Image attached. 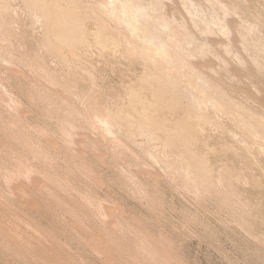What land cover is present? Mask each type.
Returning a JSON list of instances; mask_svg holds the SVG:
<instances>
[{"label":"rangeland","instance_id":"1","mask_svg":"<svg viewBox=\"0 0 264 264\" xmlns=\"http://www.w3.org/2000/svg\"><path fill=\"white\" fill-rule=\"evenodd\" d=\"M106 1L107 0H0V53L3 52L0 54V59H4L3 62H0V97L2 99H0V105L2 104V106H0V111L2 110L0 112V166H3V169L0 167L2 170H0V264H264V127H262L264 126L262 125V123L264 124V121H262L264 118L261 117L264 116V54L260 56L261 53L259 52L252 53L254 50L253 48H255L252 46L254 43L264 53V26H262L264 25V22H262L264 21V0H248L253 1V3H248V1L245 0L249 5H245L246 2H244V0H242L244 3L243 5L241 4V0L240 2L238 0H233V2L229 0L231 1L230 3H233L236 9H238L237 12L241 13L236 14L235 11V15L232 13L233 16L232 14H222L223 11L221 12L219 9L216 10L209 0H207L209 2L205 0H195L192 4L193 6L195 5V7L191 5L189 8H185L186 11L178 0H173L172 2H170L171 0H164L167 4V8H171L169 4H172L175 6L174 8H178L181 13L184 11V14L182 13L184 16L180 17L184 18L187 16L184 18L186 21L195 18V16L199 18L202 14L200 18H211L210 20L212 22H210L209 28L210 30L212 29V34H208V40H206L207 38H203V35L201 36L200 33L196 34L198 31L193 26L194 29L190 26L193 29L192 32L194 37H196L195 39L200 40H195L198 43L196 45H193V42H191L190 45V41L186 39L187 37L185 38V36L181 35L178 30L172 27H168L169 29L165 28V30L164 28L162 29L157 22L155 23L156 20L151 19L155 16V12L152 4H150V0H138L139 2L136 1L138 4L133 0L135 4L141 5L142 7L144 6L143 10L146 12L150 9L146 16L148 19L151 17L149 20L152 21L155 34L157 33L156 35H158L161 31L165 32V35H163L164 38L162 33L159 36H162L164 43L167 42V48L170 47L168 51L172 56H170V58L163 57V59L158 56L154 58L155 55L151 53V55H147L146 50L144 51L143 49V43L139 42L136 38L132 39L133 35L131 36L132 33L125 27V23H123L122 20L121 22L120 19H114L110 15L108 10L113 9L115 3L117 5L116 1L119 0H113L115 1L114 4L103 7L101 3ZM202 1L205 2L203 3ZM44 3L46 6H44ZM58 3H60V5H58ZM200 5L202 10L201 7L197 10V7ZM250 5L253 7L248 10L247 8L250 7ZM65 7L68 8L65 9ZM207 8H209V12ZM57 10L62 12L61 14L64 12V15L68 13V15L71 14V19H75V17L76 19L79 18L83 28V38L81 40L83 43L76 41V43L71 41L67 42L63 40L61 36H58L59 33L56 35V31L54 32L53 30L61 23L60 18H62ZM178 10H175V12H178ZM189 10L191 14L190 17L188 13ZM198 11H202L203 13H199ZM204 11L207 12L204 14ZM48 12L49 14H47ZM55 13L57 14L55 15ZM197 13H199V16ZM213 13H217V15ZM149 14L151 16H149ZM176 14L177 16L180 15H178V13ZM212 15H214L213 17L215 19ZM57 16L59 20L56 19L58 18ZM177 18L179 20L181 19L179 17ZM217 18L219 19L217 20ZM220 19H223L228 27L230 26V33L228 32V34H226L227 36H224L218 26ZM56 20L60 23L56 22ZM213 20H217L219 23L217 21H215V23ZM229 22L234 24L230 25ZM246 23L251 26H248ZM189 24H191V21H189ZM245 24L253 29L257 25L259 26L253 30L254 34L250 35L251 37L249 36L246 38L247 40L242 39L240 34V31H244L248 28ZM155 27L158 30L155 29ZM176 34L181 37L176 38ZM237 37L239 38L237 39ZM4 39L5 41H3ZM205 42L211 43L207 45ZM246 42L249 46H247ZM227 43H230L229 46ZM203 45H205L207 49L210 48V50H207ZM213 46L214 48L212 49ZM227 46L228 48H226ZM233 46L236 48L234 49ZM243 46L248 52L242 48ZM200 48L207 51L203 58L199 56L196 57L197 55L195 54ZM230 48L232 50H230ZM17 50L20 51L18 52ZM193 50L196 51L194 52ZM225 50L226 52H224ZM48 51H50V53ZM143 51L145 53L142 55ZM234 52L239 53L237 54ZM176 53H179L181 58L183 56L185 59L179 60L177 57L179 55ZM224 53H226L227 56ZM8 54L9 56L12 55V58L7 57ZM125 54L129 56V58L126 57ZM19 55L20 57L22 56L23 59L19 60ZM35 57L37 59L34 61L33 58ZM24 58L30 60L27 61V59L25 60ZM198 58H200V60ZM215 59L217 60L215 61ZM219 59H221V62ZM141 60L144 61L142 62ZM184 60L186 61L183 62ZM194 60L196 63L198 62V64L191 65L195 63ZM180 61L182 62L178 63ZM239 61L243 63V65L240 64ZM153 62L154 64H152ZM204 63L207 65H204ZM41 64H43V66ZM188 64L190 68L187 67ZM202 65H204V69ZM256 65L260 67L262 65V69L260 67L257 68ZM169 66L172 68H169ZM36 67L39 68L35 69ZM27 68L29 69L28 72ZM233 68L236 69L233 70ZM256 68L259 69V72H257ZM30 70L33 72V77L30 75L32 74ZM172 70H176V72ZM208 70L211 71L209 72ZM177 71L180 73H177ZM170 72L173 73L172 75H174L176 79L174 76L169 75L171 74ZM37 73H39L40 77ZM47 74L51 77L53 76V80L51 77L47 78ZM201 74L204 75L202 76ZM44 77L46 78L44 79ZM170 78L174 79L175 84L173 86L166 85L169 81H172ZM153 80L157 82H153ZM46 84L50 85L46 86ZM159 84L161 87L163 86L162 88L164 90L159 88ZM17 85H19V87H17ZM20 85L23 89L20 88ZM41 86H44V88L42 87V90H39ZM170 87L172 89H170ZM44 89L46 91H43ZM165 89L170 91L168 92ZM183 89L184 91H182ZM34 90L40 92L35 91V94ZM171 91L172 93H170ZM215 91H219L220 94ZM42 92L46 93L43 94ZM202 92H206L207 94ZM39 93L40 95H38ZM173 93L180 95L181 98L174 94L178 97V99H175L176 96L174 98ZM197 93L199 96H197ZM215 93L218 95L215 96ZM159 94L164 96L165 99L164 97L160 99ZM5 95L7 97L10 95L13 96L11 97L16 102L15 110L16 112L22 110V113H20L21 116L23 115L22 117L26 123L19 120L18 112L14 113L13 110L11 113L9 111L10 109L7 108L9 99H3L6 98ZM62 95L64 97H62ZM46 96L47 98H44ZM135 97L137 98L136 101ZM59 98L64 99L63 103L62 99L59 100ZM141 99H143L142 103L140 101ZM162 99L165 100L164 102L168 99V103H164ZM160 100H162V102ZM159 101L162 104L159 103ZM185 101H187L188 104ZM199 101L200 103L196 104ZM213 101H216V103ZM224 103L228 106L226 107ZM177 104L179 110L176 106ZM69 106L73 107L70 109ZM180 106L182 107L181 110ZM196 107L197 109H195ZM75 108L79 110V112L81 111V114L83 113L82 115L89 120L94 113L98 114L100 118H103L107 114L109 119L112 116L111 121L113 126L115 125V128H117L115 131H117L118 134L115 132L117 135L115 134L113 139L112 136L104 137L105 135L102 133L100 126L95 125V129L90 127V124H88L89 120H83L84 117H82L80 113V115H76L74 112L73 116V111L76 110ZM199 109L201 111H199ZM146 111L148 112L146 113ZM228 112L230 114H228ZM152 115L155 117H152ZM257 117L258 119H256ZM15 118H17V120ZM182 120L184 122L186 120V122L183 123ZM187 120H190V123H188ZM83 122H87L86 124L88 127ZM156 122H161L162 124H157ZM178 122H180L182 126H184L183 124L187 126L182 127ZM70 123L75 126L69 136L70 140L74 142L73 146L77 150V153L81 155L83 152L89 150L85 152V154L88 155V158L86 155L85 161L94 159L96 161L97 159V163H95V161L92 162L93 165L91 166H93L94 173H91V175L95 178L97 177V179L99 178V180L92 177L91 181L93 182H90L91 178L89 179V177L91 175H88L89 177L87 179L85 178L87 174L84 173L83 175L79 170L73 168L71 164L72 160L70 162L72 157L69 158V154H67V150H70V147L66 149L68 146L66 141H68V139L66 135H64ZM119 123L121 126H119ZM138 124H142L141 127ZM250 124H252V126ZM26 125H33L32 127L35 126L36 128L41 127L40 129L43 130L46 127L45 130L51 138L49 145L44 142L43 139H41L43 140L41 141L32 136L33 134L29 133L25 128ZM190 125L192 127H190ZM256 125L257 127H255ZM96 126L98 129H96ZM127 127L130 131L127 130ZM188 127L191 129L189 130ZM124 128H126V131ZM179 128L181 131H178ZM184 128L188 131H184ZM119 131H123L124 133H120ZM13 132H15V134ZM187 132L192 133L191 135H189V133L187 136ZM259 133H262V135ZM132 134L133 136L135 135V139ZM180 134L181 136L184 135L181 140L177 138L180 137ZM26 135L31 138H27ZM120 135L124 139L122 137L119 138ZM156 136L158 138H156ZM33 137L34 139H32ZM255 137L256 139H254ZM184 138L191 142V144L184 140ZM199 138L202 139V141ZM88 139H91L93 143ZM117 139L118 141H115ZM177 140L179 141L178 144ZM183 140L185 141L184 148L187 147V151L182 147ZM29 141L30 143H28ZM162 141L164 142L163 144ZM194 141L198 142L195 143ZM113 142L115 143L113 144ZM192 142H194L196 146L193 145ZM36 143L43 145L44 150L37 149L38 145L36 148ZM51 143L53 144L51 145ZM64 144H66L65 147ZM205 144L207 145L205 146L207 150L204 148ZM91 146L95 147L92 153L90 152L92 151ZM157 146L159 148H156ZM176 146L179 150L175 149L177 148ZM34 147L36 150L32 149ZM168 147H171V149ZM46 148L48 153L45 151ZM160 148L162 150H160ZM209 148L212 149V151H209ZM251 148L254 149L252 150ZM259 148L261 150H259ZM26 150H30V152H26ZM43 151L47 154L45 158ZM59 151H61V153ZM115 151H117V153H115ZM68 152L71 153V151ZM186 152L188 153L185 154ZM193 153H195V155ZM39 154H41V157ZM149 154L153 156L152 158H154L155 161L151 159ZM178 154H180V157ZM165 155H168V157ZM204 155L205 157H203ZM16 156L17 159H15ZM70 156L72 155L70 154ZM191 159H193V161ZM203 159L206 160L207 164ZM15 160L19 163H16ZM99 160L101 164L98 162ZM171 161L173 164H171ZM20 162H22V164ZM160 162H162V164H160ZM28 163H30V165H28ZM163 163H169L171 167L169 164L165 166ZM179 163L185 166L184 169ZM32 166L33 169H31ZM174 167H177L176 170ZM19 168L22 169L19 170ZM119 169L121 172H119ZM185 169L189 175L185 172ZM30 170H32L33 173H31ZM163 170L164 172H162ZM180 170H183L185 173ZM201 170H204V172ZM216 170L219 173L216 172ZM26 172L31 178V181L29 177H26ZM39 174H42V177ZM134 176H136V178H134ZM204 178L207 179L204 180ZM35 180L38 181L36 182ZM96 180L99 181V183ZM198 180H200V182ZM34 181L35 184H33ZM91 183H94L96 187ZM101 183H103V185ZM44 184L45 186H43ZM198 186H200V188ZM34 187L36 188L35 190ZM208 188L210 190H208ZM33 192L35 194H33ZM81 194L85 197L82 198L83 196ZM97 205H100L99 207L105 205V212L108 214V218L103 219L101 213H103L104 207H101L102 210L100 208L97 209ZM111 218L112 220H108L109 223H107L106 219ZM107 228L110 229L108 230ZM107 230L109 233L106 232ZM105 233L108 234V236L105 235Z\"/></svg>","mask_w":264,"mask_h":264},{"label":"bare ground","instance_id":"2","mask_svg":"<svg viewBox=\"0 0 264 264\" xmlns=\"http://www.w3.org/2000/svg\"><path fill=\"white\" fill-rule=\"evenodd\" d=\"M42 1V0H41ZM66 1V0H65ZM103 1V0H102ZM135 2L136 1H138V0H134ZM133 0H119V1H116L117 2V5H116V3H115V7L113 8V7H109V8H113V9H111V10H108L109 11V13H110V15L114 18V19H120V21L122 20L123 21V23H125V27H127L128 29H129V31L132 33L131 34V36H132V39L133 38H136V39H138V41L139 42H142L143 44V46H144V51L146 50V53H147V55L148 54H154L155 55V57L154 58H156L157 56L159 57V58H161L162 57V59H163V57H165V58H170V56H172L171 55V53L168 51V48H170V47H168L167 48V46L168 45H166L167 44V42L166 43H164V41H163V38H164V36L163 35H165L164 33L165 32H162L161 31V33H162V36H163V38H162V36H159L161 33H158V35H156L155 34V32H154V27H153V24H152V21H150L149 19L151 18H149L148 19V17L146 16V15H148V11L150 10H148L147 12L145 11V10H143V7L140 5H137L138 4V2H136L137 4H135V2H134ZM173 0H171L170 2H172ZM179 1V3L184 7V10H185V8H189L192 4H193V2L195 1V0H178ZM200 1V0H199ZM206 2H211L212 4V6L214 7V8H216V10L217 9H219V10H221V12L223 11V13L222 14H232V13H234L235 11V13L237 14V13H239V12H237V10L238 9H236V7H235V5H233V3H230L231 1H229V0H227L228 2H229V4H228V2L227 1H225V0H209V1H207V0H205ZM205 1H202L203 3L205 2ZM225 1V2H224ZM237 1V0H236ZM239 2H240V0H238ZM242 1V0H241ZM248 1V0H247ZM247 1H245L244 0V2H246V4L245 5H249L248 3L250 2H252L253 3V1H248V3H247ZM33 2V1H32ZM47 2V1H46ZM45 2V3H46ZM49 2V1H48ZM52 2V1H51ZM59 2V1H58ZM82 2V1H81ZM114 2L115 1H113V0H107L106 2H102L101 3V5L104 7V6H106L107 7V5L108 6H110L109 4H114ZM232 2H233V0H232ZM44 3V4H45ZM50 3V2H49ZM48 3V4H49ZM63 3V2H62ZM95 3V2H94ZM93 3V4H94ZM200 3V2H199ZM227 3V4H226ZM255 3V2H254ZM262 3V2H261ZM264 3V2H263ZM262 3V4H263ZM81 4V3H80ZM150 4H152V6H153V9H154V12H155V16L153 17V18H151L152 20H156L155 21V23L157 22V24H159L161 27H162V29L164 28H166V29H169L170 27H172V28H174L175 30H178L180 33H181V35H183V36H185V38L187 39V40H189L190 41V45H191V42H193V45H196V44H198L195 40H197V39H195L196 37H194V34H193V29L195 28L197 31H198V33H196V34H199L200 33V35L203 37V38H207L206 40H208V34H210L211 33V31H212V29L210 30V28H209V24H210V22H212L210 19H205V18H200V17H202V15H198L199 13H201L200 11H198L199 13H197V15L199 16V18H197V16H195V18H193V15H192V18L193 19H189V17L191 16V14L189 13L190 12V10L188 11V13L190 14H187V13H185V14H187V15H189V17H188V21H186L184 18H186V17H184V18H182L184 15H182V13L184 14V11L181 13V11H179L178 10V8H174L175 6H173L172 4H169V7H171V8H167V4H166V2L164 1V0H150ZM198 4V3H197ZM196 4V5H197ZM237 4H239L238 2H237ZM242 5L244 4L243 3V1H242V3H241ZM58 5H60V3H58ZM65 5H66V2H65ZM71 5L73 6V4L71 3ZM82 5V4H81ZM85 5H86V3H85ZM84 5V6H85ZM171 5V6H170ZM199 5V4H198ZM202 5V4H201ZM201 5L200 6H198L197 7V10H198V8L199 7H201ZM254 5V4H253ZM44 6H46V4L44 5ZM50 6H52V5H50ZM68 6V5H67ZM90 6V5H89ZM113 6V5H112ZM173 6V7H172ZM203 6V5H202ZM204 6H206V5H204ZM210 6V5H209ZM208 6V7H209ZM239 6H240V4H239ZM38 7V6H37ZM60 7V6H59ZM142 7V8H141ZM192 7H195V5L193 6L192 5ZM207 7V6H206ZM213 7H212V10H213ZM245 7V6H244ZM251 7H253V6H251L250 5V7H245V8H247L248 10L251 8ZM35 8V7H34ZM48 8V7H47ZM53 8H54V6H53ZM66 8H68V7H65V9ZM79 8V7H78ZM152 8V7H151ZM174 8V9H173ZM209 8H211V7H209ZM209 8H207L208 9V12H209ZM243 8V7H242ZM241 8V9H242ZM264 8V7H263ZM59 9V8H58ZM70 9H71V7H70ZM73 9H75V8H73ZM116 9V10H115ZM145 9H146V7H145ZM147 9H148V5H147ZM181 9H182V7H181ZM196 9V8H195ZM49 10V9H48ZM54 10H56V9H54ZM62 10H63V8H62ZM81 10V9H80ZM115 10V11H114ZM152 10V9H151ZM171 10V11H170ZM175 10H178V12H175ZM200 10V9H199ZM201 10H202V7H201ZM218 10V11H219ZM240 10V9H239ZM246 10V9H245ZM44 11V10H43ZM50 11V10H49ZM66 11V10H65ZM76 11V10H75ZM88 11V10H87ZM186 11V10H185ZM191 11H192V8H191ZM196 11V10H195ZM211 11V10H210ZM242 11H243V9H242ZM31 12H33V11H31ZM51 12V11H50ZM57 12H59V14H61L62 12H60V11H58L57 10ZM71 12V11H70ZM74 12V11H73ZM193 12H194V10H193ZM205 12H207V11H204V14H205ZM214 12V11H213ZM246 12H247V10H246ZM249 12V11H248ZM252 12V11H251ZM250 12V13H251ZM54 13V12H53ZM66 13V12H65ZM89 13V12H88ZM95 13V12H94ZM152 13V12H151ZM176 13H178V15L179 16H177V14ZM203 13V12H202ZM211 13V12H210ZM218 13V12H217ZM217 13H213V14H216L217 15ZM235 13H234V15H235ZM254 13V12H253ZM45 14V13H44ZM47 14H49V12L47 13ZM57 13H55V15H56ZM58 14V15H59ZM69 14V13H68ZM68 14H65V15H67V16H69V17H67V16H65L64 15V12H63V14H61L60 16L62 17V18H60V22L59 21H57L56 20V22H59L60 24L55 28V30H53L55 33H56V35L58 34V36H61L62 37V39L63 40H65V41H67V42H81V40H82V32H83V28H82V23L79 21V18L78 19H76V17H75V19H71L70 17V15H68ZM104 14V13H103ZM208 14V13H207ZM206 14V15H207ZM239 14H241V13H239ZM245 14V13H244ZM54 15V14H53ZM54 15V16H55ZM73 15H75V14H73ZM72 15V16H73ZM83 15V14H82ZM95 15V14H94ZM100 15V14H99ZM221 15V14H220ZM52 16V15H51ZM64 16V17H63ZM91 16H92V14H91ZM102 16V15H101ZM149 16H151L150 14H149ZM153 16V15H152ZM180 16H182V17H180ZM205 16V15H204ZM203 16V17H204ZM208 16V15H207ZM214 15H212V17H213ZM232 16H233V14H232ZM238 16V15H237ZM248 16V15H247ZM264 16V15H263ZM48 17V16H47ZM53 17V16H52ZM56 17V16H55ZM58 17V16H57ZM94 17V16H93ZM98 17V16H97ZM97 17H95V18H97ZM112 17H111V19H112ZM177 17H179V18H181L180 20L177 18ZM209 17V16H208ZM211 17V16H210ZM216 17V16H215ZM229 17V16H228ZM241 17V16H240ZM244 17H245V15H244ZM251 17V16H250ZM54 18V17H53ZM65 18V19H64ZM73 18V17H72ZM102 18V17H101ZM101 18H99V19H101ZM214 18V17H213ZM49 19V18H48ZM56 19H58L59 20V17L58 18H56ZM109 19V18H108ZM215 19V18H214ZM219 18H217V20H218ZM231 19V18H230ZM240 19V18H239ZM54 20V19H53ZM217 20H215V21H217ZM221 20H223V19H220L219 21H220V23H219V28L221 29V32L224 34V36L226 35V34H228V32L230 31V26L228 27V25L226 24V22H224V20L223 21H221ZM233 20V19H232ZM241 20V19H240ZM99 21V20H98ZM97 21V22H98ZM105 21V20H104ZM119 21V20H118ZM121 21V22H122ZM189 21H191V24H189ZM214 21V20H213ZM214 21V22H215ZM243 21V20H242ZM241 21V22H242ZM87 22V21H86ZM111 22V21H110ZM244 22V21H243ZM260 22V21H259ZM259 22H256V23H259ZM262 22H264V21H262ZM17 23V22H16ZM103 23V22H102ZM154 23V22H153ZM216 23V22H215ZM215 23H213V24H215ZM230 23V22H229ZM101 24V23H100ZM110 24V23H109ZM232 24H234V23H230V25H232ZM237 24H239V23H237ZM242 24V23H241ZM244 24V23H243ZM247 24V23H246ZM245 24V25H246ZM113 25V24H112ZM119 25V24H118ZM120 25H121V23H120ZM119 25V26H120ZM123 25V24H122ZM156 25V24H155ZM216 25V24H215ZM248 25V24H247ZM246 25V26H247ZM256 25V24H255ZM262 25V24H261ZM157 26V25H156ZM160 26H159V28H160ZM193 28H191V27ZM214 26V25H213ZM240 26V25H239ZM248 26H251V25H248ZM247 26V27H248ZM258 26V25H257ZM256 26V27H257ZM262 26H264V25H262ZM105 27H107V26H105ZM169 27V28H168ZM233 27V26H232ZM243 27H244V25H243ZM256 27L254 28V29H256ZM259 27V26H258ZM109 28V27H108ZM111 28V27H110ZM192 30H191V29ZM229 28V29H228ZM236 28V27H235ZM89 29V28H88ZM98 29V28H97ZM126 29V28H125ZM155 29H157L156 27H155ZM161 29V28H160ZM165 29V30H166ZM252 27H248V28H246L244 31H240V34H241V37H242V39H246V38H248L250 35H252V34H254V32H253V30H254ZM103 30V29H102ZM115 30V29H114ZM158 30V29H157ZM156 30V31H157ZM231 30H232V28H231ZM95 31H97V30H95ZM214 31H215V29H214ZM233 31V30H232ZM102 32V31H101ZM104 32V31H103ZM158 32V31H157ZM160 32V31H159ZM234 32H235V30H234ZM256 32V31H255ZM2 33V32H1ZM45 33V32H44ZM113 33V32H112ZM126 33V32H125ZM173 33V32H172ZM176 33V32H175ZM214 33V32H213ZM230 33V32H229ZM263 33V32H262ZM9 34V33H8ZM7 34V35H8ZM196 34H195V36H196ZM212 34V33H211ZM219 34H221V33H219ZM1 35V34H0ZM103 35H105V34H103ZM119 35V34H118ZM124 35H126V34H124ZM177 35V34H176ZM234 35V34H233ZM236 35V34H235ZM3 36V35H2ZM1 36V37H2ZM9 36V35H8ZM102 36V35H101ZM111 36V35H110ZM221 36V35H220ZM227 36V35H226ZM231 36H232V34H231ZM237 36V35H236ZM264 36V35H263ZM262 36V37H263ZM86 37V36H85ZM105 37V36H104ZM106 37H108V36H106ZM112 37V36H111ZM125 37V36H124ZM123 37V38H124ZM128 37H130V36H128ZM168 37V36H167ZM177 37H181V36H176V38ZM213 37V36H212ZM221 37H223V36H221ZM251 37V36H250ZM170 38H173V37H170ZM170 38H168V39H170ZM189 38V39H188ZM199 38V37H198ZM201 38V37H200ZM203 38H201V39H203ZM239 37H237V39H238ZM254 38V37H253ZM7 39V38H6ZM46 39V38H45ZM116 39V38H115ZM120 39V38H119ZM204 39V40H205ZM210 39V38H209ZM235 39V38H234ZM241 39V40H242ZM171 40V39H170ZM204 40H203V42H204ZM228 40V39H227ZM247 40V39H246ZM251 40V39H250ZM260 40V39H259ZM264 40V39H263ZM3 41H5V39L3 40ZM8 41V40H7ZM6 41V42H7ZM87 41V40H86ZM116 41H117V39H116ZM125 41V40H124ZM131 41V40H130ZM129 41V42H130ZM133 41V40H132ZM166 41H169V40H166ZM188 41V42H189ZM197 41H200V40H197ZM212 41V40H211ZM226 41V40H225ZM235 41V40H234ZM252 41H254V40H252ZM256 41V40H255ZM9 42V41H8ZM41 42V41H40ZM75 42V43H76ZM120 42V41H119ZM118 42V43H119ZM128 42V41H127ZM138 42V43H139ZM170 42V41H169ZM194 42H195V44H194ZM214 42V41H213ZM212 42V43H213ZM232 42V41H231ZM240 42V41H239ZM19 43H20V41H19ZM46 43V42H45ZM81 43H83V41L81 42ZM80 43V44H81ZM112 43H113V41H112ZM121 43H123V42H121ZM135 43V42H134ZM176 43H180V42H176ZM182 43V42H181ZM202 43V42H201ZM208 43H211V42H208ZM208 43H206L205 42V44H207L208 45ZM226 43V42H225ZM233 43V42H232ZM231 43V44H232ZM251 43V42H250ZM8 44V43H7ZM6 44V45H7ZM12 44V43H11ZM41 44V43H40ZM44 44V43H43ZM73 44V43H72ZM141 44V43H140ZM173 44V43H172ZM183 44V43H182ZM188 44V43H187ZM203 44V43H202ZM228 44V43H227ZM230 44V43H229ZM229 44H228V46H229ZM246 44H247V46H249V44L246 42ZM255 44V43H254ZM252 45V46H254L255 48H253L254 50L252 51V53L254 52H259V53H261L260 54V56H263L262 54H264L263 53V51H261V49H259V47L255 44V45ZM259 44V43H258ZM9 45V44H8ZM17 45V44H16ZM68 45V44H67ZM77 45V44H76ZM100 45V44H99ZM174 45V44H173ZM173 45H172V47H173ZM206 45V46H207ZM224 45V44H223ZM235 45V44H234ZM13 46V45H12ZM41 46H43V45H41ZM126 46H127V44H126ZM132 46H133V44H132ZM184 46V45H183ZM189 46V45H188ZM202 46V45H201ZM204 47H205V45H203ZM217 46V45H216ZM228 46L226 47V48H228ZM262 46V45H261ZM15 47V46H14ZM17 47H18V45H17ZM16 47V48H17ZM45 47V46H44ZM103 47V46H102ZM174 47H175V45H174ZM190 47H192V46H190ZM208 47V46H207ZM224 47V46H223ZM234 47V46H233ZM3 48H4V46H3ZM10 48V47H9ZM12 48V47H11ZM15 48V49H16ZM42 48V47H41ZM47 48V47H46ZM128 48V47H127ZM130 48V47H129ZM176 48V47H175ZM198 48H199V46H198ZM206 48V47H205ZM214 48V46L212 47V49ZM236 47H234V49H235ZM243 49H244V46L242 47ZM241 48V49H242ZM250 48V47H249ZM261 48V47H260ZM43 49V48H42ZM48 49V48H47ZM55 49V48H54ZM136 49V48H135ZM134 49V50H135ZM201 49V48H200ZM197 50V53H195L197 56L196 57H200V58H203V56H205V54H206V50H204L203 48L201 49V50ZM207 49V48H206ZM209 50H210V48H208ZM207 49V50H208ZM251 49V48H250ZM9 50V49H8ZM11 50V49H10ZM46 50V49H45ZM58 50V49H57ZM59 50H60V48H59ZM142 50V49H141ZM170 50V49H169ZM178 50V49H177ZM176 50V51H177ZM180 50V49H179ZM230 50H232L231 48H230ZM245 50V49H244ZM258 50H260V51H258ZM4 51V50H3ZM18 51V50H17ZM20 51V50H19ZM18 51V52H19ZM109 51V50H108ZM111 51H115V50H111ZM128 51V50H127ZM127 51H125V52H127ZM130 51V50H129ZM142 52V55H143V53H145V52ZM194 52L196 51V50H193ZM213 51V50H212ZM215 51V50H214ZM228 51V50H227ZM235 51V50H234ZM237 51V50H236ZM246 52H248L247 50H245ZM244 51V52H245ZM1 52V51H0ZM49 53H50V51H48ZM103 52V51H102ZM133 52V51H132ZM137 52V51H136ZM180 52H181V50H180ZM193 52V53H194ZM209 52V51H208ZM224 52H226V50L224 51ZM3 53V52H2ZM2 53H0V54H2ZM8 53V52H7ZM36 53V52H35ZM34 53V54H35ZM56 53V52H55ZM77 53V52H76ZM216 53V52H215ZM233 53V52H232ZM231 53V54H232ZM234 53H237V52H234ZM239 53V52H238ZM237 53V54H238ZM241 53V52H240ZM5 54V53H4ZM61 54V53H60ZM110 54V53H109ZM129 54V53H128ZM139 54V53H138ZM150 54V55H151ZM177 54V53H176ZM175 54V55H176ZM191 54V53H190ZM194 54V55H195ZM213 54V53H212ZM225 55H226V53H224ZM230 54V53H229ZM236 54V55H237ZM248 54V53H247ZM257 54V53H256ZM27 55V54H26ZM126 55V54H125ZM147 55H145V56H147ZM177 55H179V53L177 54ZM176 55V56H177ZM183 55V54H182ZM187 55V54H186ZM194 55H192V56H194ZM211 55V54H210ZM216 55V54H215ZM259 55V54H258ZM2 56V55H1ZM6 56V55H5ZM12 56V55H11ZM11 56H9V54H8V56L7 57H11ZM15 56V55H14ZM36 56V55H35ZM76 56V55H75ZM175 56V57H176ZM227 56V55H226ZM241 56V55H240ZM249 56V55H248ZM260 56H258V57H260ZM6 57V58H7ZM19 57H20V55H19ZM27 57V56H26ZM31 57H32V55H31ZM37 57V56H36ZM33 58L34 59V61L38 58ZM126 57H128L129 58V56H127L126 55ZM136 57V56H135ZM141 57V56H140ZM144 57V56H143ZM148 57V56H147ZM174 57V58H175ZM178 58H179V60L180 59H185V58H183V56H182V58H181V55H179V56H177ZM176 57V58H177ZM195 57V58H196ZM209 57V56H208ZM221 57V56H220ZM234 57V56H233ZM232 57V58H233ZM238 57H239V55H238ZM237 56H236V58H238ZM1 58V57H0ZM12 58V57H11ZM15 58V57H14ZM76 58H78V57H76ZM131 58V57H130ZM150 58H151V56H150ZM175 58V59H176ZM200 58H198L199 60H200ZM215 58H216V56H215ZM222 58V57H221ZM227 58V57H226ZM241 58V57H240ZM245 58V57H244ZM243 58V59H244ZM261 58V57H260ZM21 59H23L22 58V56L19 58V60H21ZM25 59V58H24ZM27 59V61L28 60H30V59H28V58H26ZM25 59V60H26ZM132 59H133V57H132ZM144 59H145V57H144ZM172 60H174V61H176L175 59H173V58H171ZM209 59V58H208ZM212 59H214V58H212ZM218 59V58H217ZM217 59H215V61L217 60ZM242 59V58H241ZM240 59V60H241ZM0 60H2V59H0ZM12 60V59H11ZM15 60V59H14ZM24 60V61H25ZM138 60H139V58H138ZM137 60V61H138ZM152 60H153V57H152ZM161 60V59H160ZM170 60V59H169ZM179 60H177V61H179ZM186 60H187V58H186ZM186 60H184L183 62H185ZM191 60V59H190ZM197 60V59H196ZM204 60V59H203ZM206 60H207V58H206ZM220 60V62H221V59H219ZM232 60V59H231ZM238 60H239V58H238ZM250 60V59H249ZM264 60V59H263ZM4 61V59L2 60V61H0V62H3ZM8 61V60H7ZM17 61V60H16ZM15 61V62H16ZM26 61V62H27ZM32 61V60H31ZM38 61V60H37ZM132 61V60H131ZM130 61V62H131ZM134 61V60H133ZM142 61V60H141ZM144 61V60H143ZM142 61V62H143ZM149 61H151V60H149ZM155 61V60H154ZM157 61V60H156ZM162 61V60H161ZM195 61V60H194ZM198 61V60H197ZM211 61V60H210ZM213 61V60H212ZM242 61V60H241ZM254 61H255V59H254ZM14 62V63H15ZM21 62H23V61H21ZM42 62H44V61H42ZM141 62V63H142ZM173 62V61H172ZM171 62V63H172ZM182 61H180V62H178V63H181ZM189 62V61H188ZM192 62V61H191ZM204 62V61H203ZM219 62V61H218ZM219 62V63H220ZM240 62V61H239ZM244 62H246V61H244ZM251 62V61H250ZM262 62V61H261ZM5 63V62H4ZM9 63V62H8ZM24 63V62H23ZM30 63V62H29ZM33 63V62H32ZM32 63H31V65H32ZM147 63H149V62H147ZM164 63V62H163ZM177 63V64H178ZM202 63V62H201ZM258 63V62H257ZM263 63V62H262ZM3 64V63H2ZM7 64V63H6ZM35 64V63H34ZM37 64H38V62H37ZM150 64V63H149ZM152 64H154V62L152 63ZM194 64H198V62L196 63V61H195V63H192L191 65H194ZM240 64H242L243 65V63H241L240 62ZM246 64V63H245ZM13 65V64H12ZM18 65V64H17ZM27 65V64H26ZM42 66H43V64H41ZM147 65V64H146ZM159 65H161V64H159ZM184 65V64H183ZM190 65V66H191ZM201 65V64H200ZM204 65H207V64H205L204 63ZM204 65H202L203 66V69L205 68L204 67ZM209 65V64H208ZM241 65V66H242ZM253 65V64H252ZM0 66H1V64H0ZM5 66H7V65H5ZM14 66V65H13ZM28 66H29V64H28ZM33 66H35V65H33ZM37 66V65H36ZM38 66H39V64H38ZM41 66V67H42ZM151 66V65H150ZM155 66V65H154ZM157 66V65H156ZM164 66H165V64H164ZM186 66V65H185ZM189 66V64L187 65V67ZM218 66V65H217ZM231 66V65H230ZM257 66V65H256ZM20 67H22V66H20ZM27 67V66H26ZM46 67V66H45ZM159 67V66H158ZM171 66H169V68H170ZM193 67V66H192ZM253 67V66H252ZM258 67H260L259 65L257 66V68ZM261 67H262V65H261ZM260 67V68H261ZM16 68V67H15ZM34 68V67H33ZM37 68H39V67H36L35 69H37ZM142 68V67H141ZM146 68V67H145ZM160 68V67H159ZM172 68V67H171ZM178 68H179V65H178ZM181 68H183V67H181ZM185 68V67H184ZM188 68H190V67H188ZM197 68H198V65H197ZM222 68V67H221ZM255 68V67H254ZM256 68V69H257ZM264 68V67H263ZM9 69H10V66H9ZM22 69V68H21ZM20 69V70H21ZM28 69V68H27ZM34 69V70H35ZM143 69H144V67H143ZM147 69V68H146ZM156 69V68H155ZM168 69V68H167ZM187 69V68H186ZM215 69H216V67H215ZM236 69V68H235ZM234 68H233V70H235ZM252 69V68H251ZM255 69V70H256ZM262 69V68H261ZM2 70V69H1ZM5 70H6V68H5ZM4 70V71H5ZM24 70H26V69H24ZM44 70H46V69H44ZM142 70V69H141ZM184 70V69H183ZM189 70V69H188ZM191 70V69H190ZM193 70V69H192ZM198 70V69H197ZM3 71V70H2ZM29 71V69L27 70V72ZM31 71V70H30ZM40 71H42V70H40ZM52 71V70H51ZM146 71V70H145ZM149 71V70H148ZM157 71V70H156ZM161 71V70H160ZM172 71H174V70H172ZM179 71H182V70H179ZM185 71V70H184ZM200 71V70H199ZM202 71H204V70H202ZM209 71V70H208ZM211 71V70H210ZM209 71V72H210ZM217 71V70H216ZM247 71V70H246ZM261 71V70H260ZM1 72V71H0ZM32 72V71H31ZM30 72V73H31ZM39 72V71H38ZM152 72V71H151ZM155 72V71H154ZM165 72H168V71H165ZM174 72H176V70L174 71ZM189 72H191V71H189ZM198 72V71H197ZM255 72V71H254ZM257 72H259V69H257ZM263 72V71H262ZM29 73V74H30ZM45 73V72H44ZM49 73V72H48ZM145 73V72H144ZM143 73V74H144ZM156 73V72H155ZM163 73V72H162ZM171 73V72H170ZM177 73H180V72H178L177 71ZM181 73H183V72H181ZM187 73V72H186ZM198 73H201V72H198ZM202 73H204V72H202ZM264 73V72H263ZM262 73V74H263ZM3 74V73H2ZM38 75H39V73H37ZM166 74V73H165ZM165 74H163V75H165ZM173 73H171V74H169L170 76H174V75H172ZM213 74V73H212ZM244 74V73H243ZM261 74V75H262ZM20 75H22V74H20ZM31 76L33 75V72H32V74H30ZM48 75V74H47ZM152 75H153V72H152ZM156 75V74H155ZM167 75V74H166ZM168 75V76H169ZM187 75V74H186ZM185 75V76H186ZM195 75H196V73H195ZM200 75V74H199ZM202 75V74H201ZM204 75V74H203ZM202 75V76H203ZM215 75H216V73H215ZM214 75V76H215ZM29 76V75H28ZM167 76V77H168ZM176 76H177V74H176ZM181 76V75H180ZM184 76V75H183ZM192 76V75H191ZM18 77V76H17ZM23 77H25V76H23ZM33 77V76H32ZM37 77V76H36ZM39 77H40V75H39ZM49 77H51V76H47V78H49ZM53 77V76H52ZM52 77H51V79H52ZM160 77V76H159ZM158 77V78H159ZM188 77V76H187ZM6 78H8V77H6ZM6 78H5V80H6ZM22 78V77H21ZM46 77H44V79H45ZM174 78L176 79V77L174 76ZM189 78V77H188ZM188 78H187V80H188ZM202 78V77H201ZM207 78H209V77H207ZM37 79H39V78H37ZM42 79V78H41ZM44 79H43V81H44ZM169 79V78H168ZM170 79H172V78H170ZM192 79V78H191ZM53 80V79H52ZM162 80V79H161ZM166 80V79H165ZM190 80V79H189ZM194 80H196V79H194ZM211 80V79H210ZM2 81V80H1ZM8 81V80H7ZM46 81V80H45ZM152 81V80H151ZM154 81H156V80H153V82ZM159 81V80H158ZM182 81V80H181ZM50 82V81H49ZM157 82V81H156ZM206 82V81H205ZM213 82V81H212ZM2 83H4V82H2ZM9 83V82H8ZM35 83V82H34ZM33 83V84H34ZM41 83V82H40ZM165 83V82H164ZM178 83H181V82H178ZM195 84H197L196 82H194ZM5 84V83H4ZM42 84V83H41ZM54 84V83H53ZM156 84V83H155ZM175 84V82H174V79H172V81L170 82H168V84H166V85H169V86H173ZM184 84V83H183ZM191 84V83H190ZM205 84V83H204ZM215 84V83H214ZM213 84V85H214ZM12 85V84H11ZM39 85V84H38ZM45 85V84H44ZM48 85H50V84H48ZM47 84H46V86H48ZM3 86V85H2ZM13 86V85H12ZM32 86V85H31ZM40 86V85H39ZM39 86H37V87H39ZM45 86V87H46ZM53 86V85H52ZM51 86V87H52ZM63 86V85H62ZM67 86V85H66ZM142 86V85H141ZM159 86H160V84H159ZM168 86V87H169ZM15 87H16V85H15ZM17 87H19V85H17ZM22 86L20 85V88H21ZM42 87L44 88V86H41L40 88H39V90L41 89L42 90ZM59 87V86H58ZM152 87V86H151ZM163 87V86H162ZM161 86L159 87V88H162ZM180 87H182V86H180ZM185 87V86H184ZM183 87V88H184ZM188 87V86H187ZM213 87V86H212ZM212 87H210V88H212ZM30 88H32V87H30ZM35 88V87H34ZM48 88V87H47ZM60 88V87H59ZM64 88H66V87H64ZM158 88V89H159ZM165 88H166V86H165ZM201 88V87H200ZM215 88V87H214ZM217 88H220V87H217ZM21 89H23V88H21ZM27 89H28V87H27ZM49 89V88H48ZM170 89H172L171 87H170ZM180 89V88H179ZM202 89V88H201ZM37 90H38V88H37ZM60 90H61V88H60ZM63 90V89H62ZM70 90V89H69ZM162 90H164L163 88H162ZM161 90V91H162ZM165 90H167V89H165ZM189 90V89H188ZM191 90V89H190ZM209 90H211V89H209ZM221 90V89H220ZM2 91H4V90H2ZM17 91V90H16ZM36 90H34V92H35ZM43 91H46L45 89L43 90ZM47 91H49V90H47ZM168 91V90H167ZM170 91V90H169ZM168 91V92H169ZM172 91H174V90H172ZM172 91L170 92V93H172ZM182 91H184V89L182 90ZM198 91V90H197ZM222 91V90H221ZM9 92V91H8ZM36 92H40V91H36ZM36 92H35V94H36ZM65 92H67V91H65ZM165 92V91H164ZM174 92H177V91H174ZM216 93L217 92H219V91H215ZM43 94L44 93H46V92H42ZM162 93V92H161ZM169 93V94H170ZM182 93V92H181ZM180 93V94H181ZM202 93H206V92H202ZM211 93H213V92H211ZM216 93H215V96H217L216 95ZM1 94V93H0ZM6 94V93H5ZM12 94V93H11ZM51 94V93H50ZM174 94H176V93H173V96H174V98H175V96L176 95H178V94H176V95H174ZM184 94V93H183ZM188 94V93H187ZM207 94V93H206ZM206 94H204V95H206ZM219 94H220V92H219ZM4 95V94H3ZM7 95H9V94H7ZM38 95H40V93L38 94ZM160 95V94H159ZM202 95V94H201ZM224 95V94H223ZM227 95V94H226ZM12 95H10V96H6L5 95V97L6 98H3V99H9L8 100V109H10L9 111L12 113V111L15 113L16 112V110H15V101H14V99L11 97ZM42 96V95H41ZM45 96V95H44ZM71 96V95H70ZM151 96H153V95H151ZM157 96V95H156ZM156 96H155V98H156ZM169 96V95H168ZM180 98H181V96L180 95H178ZM197 96H199L198 95V93H197ZM196 96V97H197ZM214 96V95H213ZM57 97H58V95H57ZM62 97H64L63 95H62ZM78 97V96H77ZM158 97V96H157ZM161 97L163 98L164 96H161L160 95V99H161ZM188 97H190V96H188ZM44 98H47V96L46 97H44ZM55 98V97H54ZM158 98V99H159ZM167 98V97H166ZM184 98V97H183ZM187 98V97H186ZM185 98V99H186ZM199 98V97H198ZM0 99H1V97H0ZM49 99V98H48ZM58 99V98H57ZM62 98H59V100H61ZM139 99V98H138ZM153 99V98H152ZM157 99V100H158ZM164 99H165V97H164ZM164 99H162L163 100V102L165 101ZM175 99H178V97L176 96V98ZM174 99V100H175ZM194 99V98H193ZM208 99V98H207ZM2 100V99H1ZM0 100V101H1ZM50 100V99H49ZM63 100L64 99H62V103H63ZM66 100V99H65ZM68 100V99H67ZM137 100V98L135 97V101ZM143 99H141L140 101H141V103L143 102L142 101ZM162 100H160L161 102H162ZM187 100V99H186ZM190 100H191V98H190ZM200 100H201V98H200ZM215 100V99H214ZM228 100V99H227ZM51 101V100H50ZM154 102H156L155 100H153ZM159 101V103H161ZM176 101H178V100H176ZM183 101V100H182ZM189 101V100H188ZM197 101V100H196ZM207 101V100H206ZM210 101V100H209ZM5 102V101H4ZM61 102V101H60ZM65 102V101H64ZM67 102V101H66ZM91 102H92V100H91ZM138 102V101H137ZM167 103H168V99H167V101H166ZM166 102H164V103H166ZM186 103H187V101H185ZM190 102V101H189ZM211 102V101H210ZM214 103H216V101H213ZM50 103V102H49ZM80 103V102H79ZM157 103V102H156ZM195 103V102H194ZM200 103V101L199 102H197L196 104H199ZM212 103V102H211ZM230 103V102H229ZM7 104V103H6ZM81 104V103H80ZM88 104V103H87ZM128 104V103H127ZM153 104V103H152ZM162 104V103H161ZM188 104V103H187ZM201 104H202V102H201ZM224 104H226V103H224ZM55 105V104H54ZM70 105V104H69ZM85 105V104H84ZM89 105V104H88ZM131 105V104H130ZM140 105V104H139ZM138 105V106H139ZM165 105V104H164ZM169 105V104H168ZM167 105V106H168ZM181 105H183V104H181ZM192 105H193V102H192ZM218 105V104H217ZM0 106H2V104L0 105ZM17 106V105H16ZM140 106H142V105H140ZM170 106V105H169ZM177 106V108H178V110H179V107H178V104L176 105ZM184 106V105H183ZM201 106V105H200ZM209 106H211V105H209ZM228 105L226 104V107H227ZM6 107V106H5ZM67 107H68V105H67ZM70 107V106H69ZM73 107V106H72ZM72 107H70V109L72 108ZM131 107V106H130ZM133 107V106H132ZM181 107V106H180ZM184 107H186V106H184ZM191 107V106H190ZM198 107V106H197ZM197 107L195 108V109H197ZM212 107H214V106H212ZM224 107V106H223ZM14 108V109H13ZM171 108V107H170ZM173 108V107H172ZM188 108V107H187ZM186 108V109H187ZM191 108H193V107H191ZM198 108H200V107H198ZM205 108V107H204ZM230 108V107H229ZM236 108V107H235ZM234 108V109H235ZM6 109V108H5ZM4 109V110H5ZM8 109H7V111H8ZM18 109V108H17ZM68 109V108H67ZM76 109V108H75ZM89 109V108H88ZM132 109V108H131ZM145 109V108H144ZM182 109V107L180 108V110ZM190 109V108H189ZM194 109V110H195ZM209 109H211V108H209ZM215 109V108H214ZM213 109V110H214ZM221 109V108H220ZM227 109V108H226ZM233 109V110H234ZM69 110V109H68ZM74 110V109H73ZM72 110V111H73ZM132 110H134V109H132ZM135 110H136V108H135ZM147 110V109H146ZM237 110V109H236ZM2 111V110H1ZM0 111V112H1ZM19 111V110H18ZM17 111V112H18ZM22 110H20V112H21ZM72 111H71V113H72ZM162 111H163V109H162ZM176 111V110H175ZM187 111V110H186ZM199 111H201L200 109H199ZM219 111V110H218ZM229 111V110H228ZM4 112V111H3ZM16 112V113H17ZM20 112H18L17 114H18V116H19V120L20 121H22V122H24V119H23V115L21 116V113ZM68 112V111H67ZM74 112L76 113V115L77 114H81V111L79 112V110H74L73 111V116H74ZM148 111H146V113H147ZM160 112V111H159ZM166 112H167V110H166ZM178 112V111H177ZM195 112V111H194ZM215 112V111H214ZM216 112H217V110H216ZM230 112V111H229ZM228 112V114H230ZM9 113V112H8ZM69 113V112H68ZM142 113V112H141ZM144 113H145V110H144ZM196 113H197V110H196ZM203 113V112H202ZM219 113V112H218ZM239 113V112H238ZM2 114V113H1ZM79 114V115H80ZM83 114V113H82ZM81 114V116L82 117H84V115H82ZM85 114V113H84ZM88 114V113H87ZM182 114V113H181ZM205 114V113H204ZM216 114V113H215ZM237 114V113H236ZM240 114H242V113H240ZM239 114V115H240ZM13 115V114H12ZM14 115H16V114H14ZM88 115H90V114H88ZM167 115V114H166ZM168 115H170V114H168ZM177 115V114H176ZM183 115V114H182ZM181 115V116H182ZM199 115V114H198ZM258 115H260V114H258ZM257 115V116H258ZM9 116V115H8ZM71 116V115H70ZM81 116H78V117H81ZM86 116V115H85ZM107 116V117H106ZM106 116H104L103 118H100L99 116H98V114H92L91 115V117H90V120L87 118H85L84 117V119L83 120H89L88 121V124H90L89 126L90 127H92V128H94L95 129V125H98V126H100L101 128V131H102V133L105 135H103L104 137H108V136H112V139H113V137L115 136V132H117V131H115V130H117V128H115V125L113 126V124H112V116H111V118L109 119V117H108V114L106 115ZM145 116V115H144ZM187 116V115H186ZM231 116V115H230ZM236 116V115H235ZM137 117H138V115H137ZM141 117H143V116H141ZM152 117H155V116H153L152 115ZM169 117V116H168ZM178 117V116H177ZM177 117H176V119H177ZM183 117V116H182ZM185 117V116H184ZM203 117V116H202ZM232 117V116H231ZM261 117H263L264 118V116H261ZM18 118V117H17ZM17 118H15L16 120H17ZM158 118V117H157ZM179 118V117H178ZM208 118V117H207ZM234 118V117H233ZM232 118V119H233ZM259 118H260V116H259ZM75 119V118H74ZM114 119V118H113ZM150 119H151V117H150ZM159 119V118H158ZM175 119V120H176ZM187 119H189V118H187ZM205 119V118H204ZM231 119V120H232ZM235 119V118H234ZM245 119V118H244ZM243 119V120H244ZM254 119V118H253ZM256 119H258V117L256 118ZM255 119V120H256ZM261 119V118H260ZM14 120V119H13ZM15 120V121H16ZM70 120V119H69ZM155 120V119H154ZM179 120H180V118H179ZM208 120V119H207ZM237 120V119H236ZM242 120V119H241ZM252 120V119H251ZM148 121H150V120H148ZM157 121V120H156ZM174 121V120H173ZM172 121V122H173ZM176 121H178V120H176ZM181 121V120H180ZM188 121V120H187ZM190 121V120H189ZM188 121V123H190ZM203 121V120H202ZM210 121V120H209ZM240 121V120H239ZM245 121V120H244ZM254 121V120H253ZM257 122H259L258 120H256ZM262 121H264V119H262ZM262 121H260V122H262ZM71 122V121H70ZM113 122H115V121H113ZM147 122V121H146ZM154 122V121H153ZM182 122L183 123H185L186 122V120H185V122L182 120ZM181 122V123H182ZM206 122V121H205ZM12 123V122H11ZM24 123H26V122H24ZM66 123H68V122H66ZM82 123V122H81ZM84 123V122H83ZM87 123V122H86ZM86 123H84V124H86ZM148 123V122H147ZM152 123V122H151ZM150 123V124H151ZM157 123V122H156ZM161 123V122H160ZM160 123H157V124H160ZM179 124H180V122H178ZM210 123V122H209ZM13 124V123H12ZM71 124V123H70ZM68 125L69 127H67L68 129H66L67 131L65 132V134L64 135H66V137H67V139H68V141H66L67 142V147H66V149L68 148V147H70V150L68 149L67 150V154H69V158H71L70 159V162H71V160H72V162H71V164H72V166H73V168L74 169H77V170H79L80 171V173L82 174L83 173V175H84V173L85 174H87V175H85L86 177L85 178H87L88 179V177L91 175V173L93 174L94 173V170H93V166H91V165H93L92 164V162H94L95 161V159L94 160H86L85 161V158H86V155L87 154H85V152H87V151H89V150H87V151H85V152H83L82 153V155L81 154H78L77 153V150L75 149V147L73 146V144H74V142L72 141V140H70V138H69V136H70V134H71V132L74 130L73 128L75 127L74 125ZM115 124V123H114ZM120 124V123H119ZM154 124V123H153ZM156 124V125H157ZM162 124V123H161ZM176 124V123H175ZM191 124H192V122H191ZM199 124V123H198ZM198 124H197V126H198ZM207 124V123H206ZM248 124V123H247ZM253 124V123H252ZM252 124H250L251 126H252ZM257 124V123H256ZM260 124V123H259ZM18 125H19V122H18ZM37 125V124H36ZM41 125V124H40ZM137 125V124H136ZM138 125H140V127H141V125L142 124H138ZM143 125H144V123H143ZM146 125H148V124H146ZM166 125V124H165ZM164 125V126H165ZM181 125V124H180ZM184 126H185V124H183ZM194 125V124H193ZM205 125V124H204ZM261 125V124H260ZM262 125H264L263 123H262ZM14 126V125H13ZM31 126V125H30ZM30 126H28V125H26L25 126V128L29 131V133H32L33 135L32 136H34L36 139H43L44 140V142H46L48 145H49V142H51V138H50V136L48 135V132H46V130H45V128H44V130L43 129H40L41 127H38V128H36L35 126L34 127H30ZM86 126L88 127V125L86 124ZM117 126V125H116ZM119 126H121V124L119 125ZM152 126V125H151ZM159 126V125H158ZM162 126V125H161ZM177 126H179V125H177ZM182 126V125H181ZM184 126H182V127H184ZM187 126V125H186ZM185 126V127H186ZM196 126V127H197ZM202 126V125H201ZM239 126V125H238ZM15 127V126H14ZM44 127V126H43ZM145 127V126H144ZM190 127H192L191 125H190ZM195 127V126H194ZM193 127V128H194ZM241 127H242V125H241ZM255 127H257V125L255 126ZM261 127V126H260ZM262 127H264V126H262ZM21 128H22V126H21ZM21 128H19V129H21ZM25 128L23 127V129L25 130ZM115 128V129H114ZM122 128V127H121ZM120 128V129H121ZM139 128V127H138ZM153 128V127H152ZM155 128V127H154ZM163 128V127H162ZM239 128H240V126H239ZM96 129H98V127L96 126ZM119 129V128H118ZM126 128H124V130H125ZM129 128L127 127V130H128ZM186 128H184V131H188V130H185ZM188 129H189V127H188ZM191 129V128H190ZM189 129V130H190ZM195 129V128H194ZM243 129H244V127H243ZM263 129V128H262ZM15 130V129H14ZM26 130V131H27ZM136 130V129H135ZM148 130V129H147ZM151 130V129H150ZM164 130V129H163ZM168 130V129H167ZM193 130V129H192ZM198 130H199V128H198ZM250 130H251V127H250ZM253 130H255V129H253ZM19 131V130H18ZM65 131V130H64ZM94 131V130H93ZM98 131V130H97ZM126 131V130H125ZM128 131H130V130H128ZM138 131H140V130H138ZM178 131H181L180 130V128H179V130ZM183 131V130H182ZM194 131V130H193ZM249 131V130H248ZM23 132H25V131H23ZM99 132H100V130H99ZM120 133H122L121 131H119ZM148 132H151V131H148ZM147 132V133H148ZM168 132V131H167ZM171 132V131H170ZM254 132V131H253ZM262 132H263V130H262ZM14 134H15V132H13ZM74 133V132H73ZM124 133V132H123ZM130 133V132H129ZM139 133V132H138ZM152 133V132H151ZM177 133V132H176ZM180 133V132H179ZM184 133V132H183ZM190 132H187V136H188V134H189ZM192 133V132H191ZM191 133L189 134V135H191ZM200 133V132H199ZM245 133V132H244ZM252 133V132H251ZM24 134H26V133H24ZM50 134V133H49ZM99 134H101V133H99ZM117 134H118V132H117ZM116 134V135H117ZM131 134V133H130ZM133 134H134V131H133ZM133 134H132V136H133ZM135 134H136V132H135ZM142 134V133H141ZM149 134V133H148ZM157 134V133H156ZM168 134V133H167ZM182 134V133H181ZM181 134H180V137H177V138H180L179 140H181L182 138H183V136H181ZM197 134V133H196ZM248 134H249V132H248ZM247 134V135H248ZM256 134V133H255ZM254 134V135H255ZM259 134H261L262 135V133H259ZM264 134V133H263ZM12 135V134H11ZM17 135V134H16ZM51 135V134H50ZM102 135V134H101ZM125 135H129V134H125ZM137 135V134H136ZM169 135V134H168ZM179 135V134H178ZM186 135V134H185ZM203 135V134H202ZM252 135V134H251ZM15 136V135H14ZM18 136V135H17ZM22 136V135H21ZM20 136V137H21ZM27 136V135H26ZM29 136H30V134H29ZM29 136H27V138L29 137ZM119 136V135H118ZM135 136V135H134ZM134 136H133V138H134ZM138 136H139V134H138ZM141 136V135H140ZM158 136V135H157ZM156 136V138H158ZM187 136H186V138H187ZM257 136V135H256ZM34 137L32 138V139H34ZM51 137H53V136H51ZM57 137V136H56ZM99 137V136H98ZM122 136L120 135V137L119 138H121ZM150 137V136H149ZM154 137H155V135H154ZM194 137V136H193ZM202 137V136H201ZM203 137H205V136H203ZM29 138H31V137H29ZM111 138V137H110ZM123 138V137H122ZM128 138V137H127ZM160 138V137H159ZM173 138V137H172ZM189 138V137H188ZM253 138V137H252ZM53 139V138H52ZM64 139V138H63ZM67 139H65V140H67ZM101 139V138H100ZM106 139V138H105ZM116 139V138H115ZM124 139V138H123ZM135 139V138H134ZM152 139H153V137H152ZM155 139V138H154ZM200 139V138H199ZM254 139H256V137L254 138ZM29 140V139H28ZM43 140H41V141H43ZM54 140H55V138H54ZM90 142H91V139H88ZM108 140V139H107ZM129 140H131V139H129ZM173 140V139H172ZM184 140H186L185 138H184ZM183 140V141H184ZM192 140V139H191ZM194 140V139H193ZM196 140H197V137H196ZM195 140V141H196ZM201 141H202V139H200ZM18 141V140H17ZM23 141V140H22ZM21 141V142H22ZM30 141L32 142V140L30 139ZM30 141L28 142V143H30ZM34 141V140H33ZM53 141V140H52ZM113 141V140H112ZM111 141V142H112ZM115 141H118V139L117 140H115ZM128 141V140H127ZM153 141V140H152ZM157 141V140H156ZM187 142H189L188 140H186ZM194 141V142H195ZM200 141V142H201ZM204 141V140H203ZM24 142V141H23ZM22 142V143H23ZM35 142V141H34ZM43 142V143H44ZM110 142V141H109ZM130 142V141H129ZM158 142H160V141H158ZM180 142H182V141H180ZM194 142H192L193 143V145H195L196 146V144H194ZM198 142V141H197ZM197 142H195V143H197ZM199 142V143H200ZM207 142V141H206ZM205 142V143H206ZM251 142V141H250ZM249 142V143H250ZM257 142H258V140H257ZM256 142V143H257ZM18 143L20 144V142L18 141ZM91 143H93V142H91ZM115 142H113V144H114ZM154 143H155V141H154ZM164 142L162 141V144H163ZM175 143V142H174ZM179 143V141L177 140V144ZM184 143H185V141L183 142V145H182V147L184 148ZM190 144H191V142H189ZM27 144V143H26ZM34 144V143H33ZM33 144H32V146H33ZM53 143H51V145H52ZM94 144H96V143H94ZM121 144V143H120ZM136 144V143H135ZM176 144V145H177ZM182 144V143H181ZM29 145V144H28ZM37 145H38V148H37ZM50 145V146H51ZM57 145V144H56ZM55 145V146H56ZM65 145L66 144H64V147H65ZM72 147H71V146ZM110 145V144H109ZM201 145V144H200ZM199 145V146H200ZM248 145V144H247ZM260 145V144H259ZM36 148L37 149H41V150H44V146L43 145H41L40 143H36ZM50 146H48V147H50ZM54 146V145H53ZM58 146H59V144H58ZM57 146V147H58ZM113 146V145H112ZM116 146H117V144H116ZM119 146V145H118ZM153 146H155V145H153ZM160 146V145H159ZM165 146H166V144H165ZM171 146V145H170ZM192 146V145H191ZM205 146H207L206 144L204 145V148H205ZM253 146V145H252ZM255 146H256V144H255ZM174 147V146H173ZM177 147V146H176ZM188 147H190V146H188ZM194 147V146H193ZM193 147H191V148H193ZM208 147H209V145H208ZM248 147V146H247ZM247 147H245L246 149H249V148H247ZM21 148H23V147H21ZM25 148V147H24ZM30 148V147H29ZM28 148V149H29ZM36 148L34 147V148H32L33 150H36ZM60 148V147H59ZM114 148V147H113ZM121 148V147H120ZM156 148H159L158 146L156 147ZM164 148V147H163ZM169 148V147H168ZM197 148V147H196ZM244 148V149H245ZM257 148H258V146H257ZM48 149H50V148H48ZM55 149V148H54ZM58 149V148H57ZM60 149H62V148H60ZM119 149V148H118ZM125 149V148H124ZM147 149V148H146ZM169 149H171V147L169 148ZM175 149H178V147L177 148H175ZM184 149H186V151H187V147L186 148H184ZM206 149V148H205ZM245 149V150H246ZM252 149V148H251ZM254 149V148H253ZM252 149V150H253ZM256 149V148H255ZM41 150H39V151H41ZM91 150L92 151H90L91 153L95 150V147L94 146H91ZM115 150V149H114ZM120 150V149H119ZM156 150V149H155ZM159 150V149H158ZM160 150H162L161 148H160ZM159 150V151H160ZM164 150V149H163ZM179 150V149H178ZM189 150V149H188ZM194 150V149H193ZM207 150V149H206ZM205 150V151H206ZM212 151V149H210L209 148V151ZM259 150H261L260 148H259ZM21 151V150H20ZM25 151V150H24ZM28 150H26V152H27ZM46 152H47V148H46V150H45ZM45 151H43L44 153H43V155H44V158H45V156H47V154H46V152ZM51 151V150H50ZM68 151H71V153L70 152H68ZM118 151V150H117ZM117 151H115V153H117ZM121 151V150H120ZM146 151V150H145ZM144 151V152H145ZM148 151H149V149H148ZM165 151V150H164ZM190 151H191V149H190ZM22 152V151H21ZM28 152H30V150L28 151ZM37 152V151H36ZM42 152V151H41ZM57 152V151H56ZM60 153H61V151H59ZM185 152V151H184ZM196 152V151H195ZM202 152V151H201ZM213 152H214V149H213ZM247 152V151H246ZM261 152V151H260ZM40 153V152H39ZM48 153V152H47ZM52 153V152H51ZM90 153V154H91ZM181 153V152H180ZM188 152H186L185 154H187ZM263 153V152H262ZM26 154V153H25ZM50 154V153H49ZM48 154V155H49ZM70 154L72 155V156H70ZM95 154V153H94ZM168 154V153H167ZM185 154H182V155H185ZM194 155H195V153H193ZM197 154V153H196ZM205 154H206V152H205ZM209 154V153H208ZM264 154V153H263ZM19 155V154H18ZM23 155V154H22ZM40 155V157H41V154H39ZM52 155V154H51ZM62 155V154H61ZM61 155H60V157H61ZM146 155V154H145ZM150 155V154H149ZM177 155V154H176ZM179 155V157H180V154H178ZM28 156V155H27ZM33 156V155H32ZM92 156H93V154H92ZM118 156V155H117ZM151 156V159H154V158H152L153 156L152 155H150ZM165 156H167L168 157V155H165ZM186 156V155H185ZM193 156V155H192ZM29 157V156H28ZM53 157V156H52ZM55 157V156H54ZM63 157V156H62ZM146 157H149V156H146ZM184 157V156H183ZM191 157V156H190ZM189 157V158H190ZM203 157H205V155L203 156ZM207 157H209V156H207ZM263 157H264V155H263ZM20 158V157H19ZM18 158V159H19ZM25 158V157H24ZM30 158V157H29ZM32 158V157H31ZM65 158V157H64ZM87 158H88V155H87ZM173 158V157H172ZM182 158V157H181ZM188 158V157H187ZM197 158V157H196ZM200 158H201V156H200ZM15 159H17V156H16V158ZM27 159V158H26ZM34 159V158H33ZM121 159H122V157H121ZM120 159V160H121ZM175 159V158H174ZM178 159V158H177ZM183 159V158H182ZM198 159V158H197ZM209 159V158H208ZM207 159V160H208ZM20 160V159H19ZM60 160V159H59ZM63 160V159H62ZM65 160V159H64ZM164 160V159H163ZM192 161H193V159H191ZM203 160H205V159H203ZM22 161H24V160H22ZM41 161V160H40ZM122 161H124V160H122ZM154 161H155V159H154ZM178 161V160H177ZM181 161V160H180ZM186 161H188V160H186ZM15 162L17 163L18 161H16L15 160ZM28 162V161H27ZM68 162V161H67ZM98 162H100V160L98 161ZM170 162V161H169ZM174 162V161H173ZM196 162V161H195ZM204 162V161H203ZM19 163V162H18ZM21 164H22V162H20ZM34 163V162H33ZM43 163V162H42ZM60 163H62V162H60ZM65 163H66V161H65ZM95 163H97V159H96V161H95ZM103 163V162H102ZM119 163V162H118ZM122 163V162H121ZM120 163V164H121ZM164 163H165V160H164ZM163 163V164H164ZM205 163H206V160H205ZM14 164V163H13ZM27 164V163H26ZM53 164L55 165V163L53 162ZM69 164V163H68ZM100 164H101V162H100ZM104 164V163H103ZM160 164H162V162H160ZM169 164V163H168ZM168 164H164L165 166L167 165L168 166ZM171 164H173L172 163V161H171ZM179 164H181V163H179ZM207 164V163H206ZM209 164V163H208ZM3 165V164H2ZM18 165V164H17ZM24 165V164H23ZM28 165H30V163H28ZM60 165V164H59ZM64 165V164H63ZM163 165V166H164ZM170 165V164H169ZM182 165V164H181ZM187 165H188V163H187ZM198 165V164H197ZM19 166V165H18ZM21 166V165H20ZM46 166H48V165H46ZM69 166H71V165H69ZM122 166V165H121ZM196 166V165H195ZM201 166H202V164H201ZM205 166V165H204ZM207 166V165H206ZM228 166V165H227ZM1 167V166H0ZM3 167V166H2ZM1 167V168H2ZM22 167V166H21ZM57 167V166H56ZM118 167V166H117ZM123 167H124V165H123ZM170 167H171V165H170ZM182 167H183V169H184V167L185 166H183L182 165ZM181 167V168H182ZM189 167H190V165H189ZM209 167V166H208ZM224 167V166H223ZM23 168V167H22ZM22 168H19V170L20 169H22ZM31 168V167H30ZM29 168V169H30ZM58 168V167H57ZM119 168H120V166H119ZM122 168V167H121ZM175 168V167H174ZM177 168V167H176ZM176 168H175V170H176ZM178 168H180V167H178ZM197 168V167H196ZM199 168V167H198ZM206 168V167H205ZM221 168V167H220ZM228 168V167H227ZM3 169V168H2ZM31 169H33V166H32V168ZM43 169H45V168H43ZM42 169V170H43ZM72 169V168H71ZM117 169V168H116ZM123 169V168H122ZM125 169V168H124ZM127 169V168H126ZM169 169V168H168ZM168 169H166V170H168ZM187 169V168H186ZM186 169H185V172L187 173V171H186ZM189 169V168H188ZM193 169V168H192ZM200 169V168H199ZM215 169V168H214ZM1 170V169H0ZM36 170V169H35ZM60 170V169H59ZM62 170V169H61ZM65 170V169H64ZM69 170V169H68ZM120 170V169H119ZM171 170V169H170ZM173 171H175L174 169H172ZM217 170H220V169H217ZM216 170V172H218ZM2 171V170H1ZM17 171V170H16ZM22 171V170H21ZM31 171V173H33L32 172V170H30ZM74 171V170H73ZM72 171V172H73ZM124 171V170H123ZM161 171V170H160ZM180 171H182V172H184L183 170H180ZM189 171V170H188ZM191 171V170H190ZM197 171V170H196ZM201 171H203L204 172V170H201ZM207 171V170H206ZM213 171V170H212ZM226 171V170H225ZM37 172H38V170H37ZM119 172H121V170L119 171ZM162 172H164V170L162 171ZM178 172V171H177ZM177 172H175V173H177ZM184 172V173H185ZM194 172V171H193ZM227 172H228V170H227ZM36 173V172H35ZM44 173V172H43ZM77 173H78V171H77ZM128 173V172H127ZM130 173V172H129ZM166 173V172H165ZM168 173V172H167ZM190 173V172H189ZM196 173V172H195ZM201 173V172H200ZM207 173H208V171H207ZM219 173V172H218ZM20 174V173H19ZM37 174V173H36ZM97 174V173H96ZM95 174V175H96ZM188 174V173H187ZM193 174V173H192ZM230 174V173H229ZM38 175V174H37ZM40 175V174H39ZM42 175V174H41ZM40 175V176H41ZM44 175V174H43ZM89 175V176H88ZM185 175V174H184ZM189 175V174H188ZM203 175V174H202ZM224 175V174H223ZM21 176V175H20ZM34 176V175H33ZM187 176V175H186ZM200 176V175H199ZM206 176V175H205ZM209 176V175H208ZM219 176V175H218ZM217 176V177H218ZM226 176V175H225ZM24 177H25V175H24ZM26 177H29L28 176V173L26 172ZM42 177V176H41ZM82 177H84V176H82ZM92 177L93 178H95L94 176H90L89 177V179H90V182H93V181H91L92 180ZM193 177V176H192ZM191 177V178H192ZM210 177V176H209ZM35 178V177H34ZM33 178V179H34ZM134 178H136V176H134ZM195 178H196V175H195ZM200 178H202V177H200ZM216 178V177H215ZM29 179H30V181H31V178L29 177ZM95 179H97V177L95 178ZM193 179V178H192ZM207 179V178H206ZM205 178H204V180H206ZM25 180V179H24ZM27 180V179H26ZM97 180H99V178L97 179ZM96 180V181H97ZM191 180V179H190ZM190 180H187V181H190ZM201 180V179H200ZM200 180H198L199 182H200ZM217 180V179H216ZM28 181V180H27ZM36 182L38 181V180H35ZM35 181H34V183L33 184H35ZM95 181V182H96ZM219 181V180H218ZM224 181V180H223ZM87 182V181H86ZM88 182H89V180H88ZM98 183H99V181H97ZM206 182V181H205ZM27 183V182H26ZM40 183V182H39ZM97 183V184H98ZM203 183V182H202ZM202 183H201V185H202ZM222 183V182H221ZM31 184H32V182H31ZM91 184H93V186H95V184L94 183H91ZM96 184V185H97ZM102 185H103V183H101ZM100 184V185H101ZM192 184H193V182H192ZM204 184V183H203ZM217 184V183H216ZM41 185H42V183H41ZM194 185H195V183H194ZM198 185V184H197ZM200 185V184H199ZM208 185V184H207ZM212 185H213V183H212ZM221 185V184H220ZM31 186V185H30ZM34 186V185H33ZM32 186V187H33ZM43 186H45V184L43 185ZM209 186H210V184H209ZM214 186V185H213ZM36 187V186H35ZM34 187V190L36 189ZM96 187V186H95ZM199 188H200V186H198ZM202 187V186H201ZM221 187V186H220ZM99 188V187H98ZM207 188V187H206ZM212 188V187H211ZM40 189V188H39ZM44 189V188H43ZM31 190V189H30ZM203 190V189H202ZM204 190H206V189H204ZM208 190H210L209 188H208ZM207 190V191H208ZM40 192V191H39ZM38 192V193H39ZM33 194H35L34 192H33ZM82 195V194H81ZM83 196V195H82ZM62 197V196H61ZM85 196H83L82 198H84ZM64 198V197H63ZM80 199V198H79ZM89 199H90V197H89ZM84 200V199H83ZM85 200H86V198H85ZM89 203V202H88ZM90 204V203H89ZM100 204V203H99ZM79 206V205H78ZM81 206V205H80ZM88 206V205H87ZM98 207H97V209L98 208H100L101 209V207H104L103 208V210L104 211H102L103 213H101V215H102V217H103V219H105V218H108V214L105 212V205L104 206H101V207H99L100 205H97ZM107 207V206H106ZM68 208V207H67ZM70 208V207H69ZM72 209V208H71ZM74 210V209H73ZM102 210V209H101ZM71 211V210H70ZM107 211V210H106ZM69 212V211H68ZM73 212V211H72ZM109 212V211H108ZM98 213V212H97ZM70 214V213H69ZM75 214V213H74ZM73 214V215H74ZM79 214V213H78ZM81 214V213H80ZM99 214V213H98ZM100 215V216H101ZM76 216H77V214H76ZM75 216V217H76ZM83 216V215H82ZM78 219V218H77ZM80 219V218H79ZM107 220V223H109L108 222V220L110 221V220H112V218L111 219H106ZM105 220V221H106ZM122 221V220H121ZM106 223V222H105ZM120 224V223H119ZM117 226V225H116ZM119 226V225H118ZM108 229V228H107ZM110 229V228H109ZM108 229V230H109ZM104 230H105V228H104ZM108 230L106 231L107 233H109L108 232ZM121 230V229H120ZM118 231H119V229H118ZM122 231V230H121ZM105 235H107L108 236V234H106L105 233ZM107 236H105V237H107ZM107 239V238H106ZM148 241V240H147ZM147 244H148V242H147ZM150 245V244H149ZM150 247V246H149ZM151 249V248H150ZM150 251V250H149ZM156 251V250H155Z\"/></svg>","mask_w":264,"mask_h":264}]
</instances>
